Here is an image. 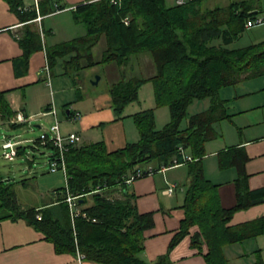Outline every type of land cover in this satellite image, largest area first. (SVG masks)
<instances>
[{"label":"trees","instance_id":"16d2710c","mask_svg":"<svg viewBox=\"0 0 264 264\" xmlns=\"http://www.w3.org/2000/svg\"><path fill=\"white\" fill-rule=\"evenodd\" d=\"M4 1L24 22L36 17L35 11L23 9L21 0ZM204 1L177 5L174 0L167 5L166 0H96L80 4L73 10V17L86 34L48 47L31 24L24 28L19 40L23 53L17 59L18 72L19 63L25 67L30 56L42 49L49 70L59 59L63 69L78 71L91 66L94 63L82 64L84 60H80L101 39L106 45L101 64L123 66L133 57L148 53L154 74L149 78L123 77L111 85L109 92L118 118L129 104L138 101L141 87L148 82L153 86L155 106L130 116L139 137L120 149L108 151L104 142L69 145L64 152L66 185L55 190L56 201L26 207L18 199L15 183L0 175V221L24 219L52 242L58 253L79 251L84 259L96 264H148L139 254L144 232L153 226V219L151 214L137 211L135 195L126 181L138 170L145 172V166L161 169L185 164L184 218L171 248L196 227L192 246L198 250L207 247V264H228L224 247L264 234V217L229 225L234 213L264 203V188L248 187L244 152L230 147L218 153L219 169L233 168L237 174L233 181L236 202L230 208L221 205L219 185L206 177L203 164L206 143L219 136L214 124L233 116L227 112L226 100L220 97L221 90L264 76V41L230 48L249 29V20L264 17V8L261 0H229L227 5L210 8L203 6ZM57 8L49 0L39 4L40 13L64 9ZM7 92L0 91L2 123L9 122L16 113L9 106ZM204 100L210 103L206 110L187 115L193 102ZM161 107L169 109L170 121L158 129L156 110ZM184 119L186 125L181 127ZM18 125L9 124L11 128ZM33 144L50 149L47 165L55 158L56 148L51 143L41 145L36 139ZM16 149L17 156L24 153V147ZM186 156L191 160L186 162ZM21 184L25 187L26 179ZM67 193L77 197L80 210L73 220ZM155 264L168 262L161 257ZM256 264L263 263L259 259Z\"/></svg>","mask_w":264,"mask_h":264},{"label":"crops","instance_id":"0c3cea01","mask_svg":"<svg viewBox=\"0 0 264 264\" xmlns=\"http://www.w3.org/2000/svg\"><path fill=\"white\" fill-rule=\"evenodd\" d=\"M21 1L25 11H35V5L37 4L39 10V4L45 0ZM49 1L52 6L61 7V4H64L62 7L64 9L52 14L40 13L42 16L40 25L43 27L46 26L44 22L47 24L49 17L68 14L80 4L96 0ZM29 24H35L37 28H41L38 23L33 22V19L28 22L21 20L18 13L12 11L6 1L0 0V91H8L6 99L11 109L16 112L15 115L20 112L26 117L27 114L31 113L33 116L41 112L39 115L43 117H53L49 114L53 102L54 106L52 107L56 110V117L59 120L61 116V122L64 121L62 130L76 133L81 138V144L104 142L108 151H114L130 143L128 131L134 128V122L130 116L141 110L130 109L127 106L123 116L118 118L112 109L110 94L93 98L84 96L80 90H76V87H79L78 75L75 76L74 70L70 67L63 69L61 59L57 60L55 66L58 68V79L54 80L51 77L55 67L50 69V83L48 85L47 77L44 74V68L48 65L44 49L33 53L25 67L19 63L21 72L16 70L17 59L23 53L19 40L23 35L24 28ZM55 24L54 26L59 27L58 23ZM50 31V34H54L55 28L54 30L53 28L50 29ZM16 35L20 36L18 40ZM99 42L102 53L106 46L105 41L101 39ZM130 65L133 68L140 65L142 69L138 71L136 68L137 76H130V78H141L140 73L142 71L149 73L147 78L154 74V66L148 53L133 57ZM111 66L108 64L107 68L110 69ZM115 66L113 69L117 70L116 77L119 78L122 70L118 65ZM130 75H135L133 70ZM113 83L111 82V84ZM147 84L151 83L148 82ZM33 85L40 86L37 93L41 97L38 99L32 97L33 94L31 93L26 95L25 91L34 88ZM48 87H52L53 91H49ZM243 95V106H240V102L236 106L231 105L232 108L226 105L227 112L233 114L232 118L227 120L230 121V129L227 131L222 129L221 131L219 125L215 126L219 136L212 140L213 142L210 141L205 145L206 154L203 158L205 174L208 179L219 185L218 194L224 208H230L236 202L233 181L237 174L233 168L223 171L219 169L218 153L226 151L230 147L240 148L247 159L244 168L249 176V189L264 188V86L261 89L247 91ZM22 97L26 103L19 102ZM46 110L48 111L45 112ZM61 110L64 116L60 114L59 111ZM42 113L47 114L42 115ZM76 114H79L78 119H74ZM64 117L65 120H63ZM36 127L40 128L38 125ZM3 136L14 139V137L6 134ZM209 143L213 145L210 146ZM19 146L22 147V144L17 147ZM50 153L47 154V157ZM149 168L154 170L152 174L136 178L128 185L129 191L135 195L137 211L140 214H151L153 219V226L144 232L143 250L139 257L148 264H155L157 259L161 257H166L168 264H207L204 257L207 247L204 245L198 250L192 246V236L198 231L196 227L191 230L189 235L182 238L172 248L170 247V243L184 218L182 205L187 182L186 165L175 164L161 169H156L153 165L142 167L146 171ZM176 170L181 171L177 173ZM169 187H173L170 194L166 193ZM53 194L52 199L41 202L38 207L56 201L57 192L54 191ZM260 217H264V203L234 213L229 225H243ZM257 250L259 252L254 254ZM224 255L228 264H256V260L253 259L256 256L260 257V261L264 264V234L247 239L241 244L224 247ZM0 264L96 263L86 259L79 261L76 254L58 253L55 245L45 240L41 232L30 226L24 219H18L16 221H0Z\"/></svg>","mask_w":264,"mask_h":264},{"label":"rangeland","instance_id":"374dc122","mask_svg":"<svg viewBox=\"0 0 264 264\" xmlns=\"http://www.w3.org/2000/svg\"><path fill=\"white\" fill-rule=\"evenodd\" d=\"M228 1L229 0H206L204 1L203 6L208 8L216 5L224 6L227 5ZM173 2L174 0H166L167 5H172ZM261 3L264 8V0H261ZM61 7H64V4H61ZM259 15L263 16L262 13H260ZM44 23L46 26H40L41 30L45 31L44 44L47 47L70 41L76 37H81L86 34L85 28L81 24H77L74 21L73 11L69 12L68 14H60L53 18L49 17V19L47 20V24L46 22ZM54 23H56L55 25H57L58 23L60 28L54 26ZM31 27L35 29L38 34L40 33V29L37 28L35 24H32ZM52 28L53 30L55 28L54 34H50V29L52 30ZM261 41H264V22L247 29L237 41L230 45V48H242ZM99 43L100 42L95 45L96 47L94 46L89 51H86L84 58L80 60V62L84 60L83 62H81L82 64L87 62L94 64L78 71H74L75 76L78 75L77 78L80 87H76V90H80L84 96H90L91 98L104 97L107 94L109 95L110 87L112 85L111 82L116 83L123 77L125 79H129L130 76H137L136 68L138 69V71L142 70L140 65H136L135 68H133V66H131L129 62L128 64H125L123 66H118L122 70V74L119 78H117V70L113 69L114 65H116L115 63L109 64L110 66L114 64L110 69L107 68L108 64L99 63L102 55L101 49L99 48ZM132 70L135 75H130ZM57 73L58 68L55 67L51 73V77L54 80L58 79L59 74ZM148 74L149 73L142 71V73H140V76L141 78H147ZM95 81L97 82V84H94ZM33 86L34 88H30L29 90L25 91L26 95L31 93L33 94L31 95L32 97L38 99L41 97L38 96L39 94L37 93L40 86ZM263 86L264 76H261L255 79H251L248 82H241L236 86H231L221 90L220 97L221 99L226 100L225 103L229 108H232L230 106L233 104L234 106L238 105L239 102L240 106H243V94L247 91L261 89ZM48 89L49 91H53L52 87H48ZM61 97L63 96L61 95ZM19 102L26 103V100L24 99V97H22L21 100L19 99ZM51 104V107L54 106L53 102ZM209 104V100L195 101L188 107L187 115L189 116L192 114H196L197 112L204 111L209 107ZM154 106L155 102L152 84L143 85L139 91L138 101L128 105L130 109L134 110H145L154 108ZM47 111L48 110H46L45 112ZM59 112L61 115H63L62 110ZM39 114H41V112ZM39 114L33 116L31 113L27 114V122L24 124H19L15 128H11L9 126L10 122L13 123L12 121L14 117H12V119H10V121L7 123H2L0 121V175H2L4 179H9L11 182L15 183L14 186L18 194V199L20 203L26 207L39 206L41 202L43 203L49 199H52L54 197V191L59 190L66 185L65 177L61 171H57L56 173H51L48 171L49 166L47 165V154L50 152V149L33 144V142L38 139L43 133H47L51 136L49 128L54 122L53 117H43ZM60 119V132L62 136H66L70 131L64 132V130H62V123L64 121L61 122ZM63 120H65V117ZM169 121V109L167 107L158 108L156 110V128L161 129ZM186 122V119H184L181 123V127H185ZM229 122L230 121L227 120L218 122L219 124H214V129L215 126L219 125L218 127L221 129V131L222 129L227 131L231 127ZM36 125L40 126V128H37ZM5 134L14 137V141L21 142L20 144H22V147L25 148L24 153L20 156L16 155L15 159L13 160H6L2 157L3 150L1 149V141L2 136ZM138 137L139 133L136 126L134 125V128H131V131H128V140L129 142L137 141ZM209 145L211 146L213 144L209 143ZM33 147H36L35 149L37 150H34ZM180 171L181 170H176L177 173H180ZM25 179L26 185L24 187L21 184V181ZM247 245L249 246V244ZM253 259L258 261L260 257L256 256Z\"/></svg>","mask_w":264,"mask_h":264},{"label":"built area","instance_id":"2783aa9c","mask_svg":"<svg viewBox=\"0 0 264 264\" xmlns=\"http://www.w3.org/2000/svg\"><path fill=\"white\" fill-rule=\"evenodd\" d=\"M190 1H192V0H175V3L177 5H184ZM54 7L58 10L57 5H54ZM35 8H36L35 9L36 18L33 19V22L38 23V25H40L42 16L38 10L37 4L35 5ZM21 9L22 8H19L18 10L20 11ZM263 22H264V17H257L256 19L249 20L246 23V27L252 28L254 25L261 24ZM15 37L17 38V40L20 38L19 35H16ZM40 37L44 43L45 35H44V32L41 30V28H40ZM44 74L47 77V80H48L47 82L49 85V83H50L49 82V80H50L49 74L50 73H49L48 65H46L44 68ZM46 114L47 113H42V115H46ZM49 114L53 115V118H54V122L49 128V132L51 133V136L47 133H43L38 138V141L41 145H46L47 143H51L56 148L57 154H56L55 158L48 162L49 172L55 173L57 171H61L63 173L64 177H66V164H65L64 152L67 151V148L69 145H74V144L80 143L81 138L76 133H69L66 136H62V134L60 133V128H59L60 123H59L58 118L56 117V110L54 107H51ZM78 118H79V114H76L74 119H78ZM12 122L18 123V124H24L27 122V118L25 116H23L22 113L18 112L14 116V119ZM20 143L21 142L14 141V139H12V138H5L4 136H2V141H1V149L3 150L2 157L6 160L15 159V157L17 155L16 147ZM185 159H186V161L191 160L190 157H185ZM152 172L153 171L151 168L147 169V171H145V172L138 170L136 172V174L132 175L129 179H127L126 182L130 183L133 180H135L136 178L142 177L144 175L152 174ZM172 189H173V187H169L166 190V193L170 194L172 192ZM76 200H77V197H72L69 193H67L66 202L68 203L72 220L75 216L79 215V213H80V210L77 208V205H76ZM76 256H77V259L79 261L84 259V255L82 253H80L79 251L76 252Z\"/></svg>","mask_w":264,"mask_h":264},{"label":"water","instance_id":"95a60500","mask_svg":"<svg viewBox=\"0 0 264 264\" xmlns=\"http://www.w3.org/2000/svg\"><path fill=\"white\" fill-rule=\"evenodd\" d=\"M97 80H98V77H97ZM94 84H97V82L95 81Z\"/></svg>","mask_w":264,"mask_h":264}]
</instances>
